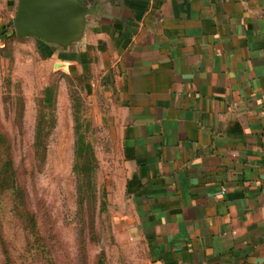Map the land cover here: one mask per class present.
Returning a JSON list of instances; mask_svg holds the SVG:
<instances>
[{"label":"crops","instance_id":"crops-1","mask_svg":"<svg viewBox=\"0 0 264 264\" xmlns=\"http://www.w3.org/2000/svg\"><path fill=\"white\" fill-rule=\"evenodd\" d=\"M77 2L75 42L26 39L99 70L126 237L146 264H264V0Z\"/></svg>","mask_w":264,"mask_h":264},{"label":"rangeland","instance_id":"rangeland-1","mask_svg":"<svg viewBox=\"0 0 264 264\" xmlns=\"http://www.w3.org/2000/svg\"><path fill=\"white\" fill-rule=\"evenodd\" d=\"M53 50L34 39L0 41V133L10 143L17 198L25 206L19 210L10 193L0 191V264H97L102 251L106 264H146L143 247L117 222L123 163L100 115L99 70L91 77L83 65L55 67ZM52 84L55 123L44 153L35 148V127L44 88ZM79 135L96 158L81 194L74 170Z\"/></svg>","mask_w":264,"mask_h":264},{"label":"trees","instance_id":"trees-1","mask_svg":"<svg viewBox=\"0 0 264 264\" xmlns=\"http://www.w3.org/2000/svg\"><path fill=\"white\" fill-rule=\"evenodd\" d=\"M0 39L5 40L6 42L11 39H17L19 41L24 40V38H19L16 35L12 22L4 24L0 27ZM4 48L5 47H3L2 49ZM56 90V84H52L46 86L43 91V97L41 98V104L39 107L40 109L38 112L37 123L35 127V148L37 149V151H45L46 146L44 145V142L55 123L51 110L55 107ZM75 156L76 161L74 170L78 175V189L79 193L81 194L83 183L86 181L87 176L90 175L89 172H91V170H94V167H92V163L96 162L91 144L85 142L84 138L81 135H79L77 138ZM87 165H91V167L88 168V171H85L87 170ZM0 191L9 192L10 195L14 198L16 208H19V210H25L24 201L17 198L18 193L19 195L21 193V188L18 185V180L14 169L10 143L8 142L7 137L4 133H0ZM26 220L31 225V229H34L36 223L33 215L27 213ZM1 241H3L2 238ZM4 252L8 254L6 249L4 250ZM7 258L9 259V257ZM97 264H106L105 253L103 251L100 253Z\"/></svg>","mask_w":264,"mask_h":264},{"label":"water","instance_id":"water-1","mask_svg":"<svg viewBox=\"0 0 264 264\" xmlns=\"http://www.w3.org/2000/svg\"><path fill=\"white\" fill-rule=\"evenodd\" d=\"M92 12L77 0H18L12 24L19 38L35 37L66 48L79 38L85 16Z\"/></svg>","mask_w":264,"mask_h":264}]
</instances>
